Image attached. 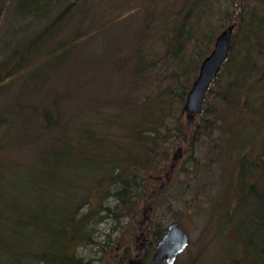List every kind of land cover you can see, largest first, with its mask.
Masks as SVG:
<instances>
[{
    "label": "trees",
    "instance_id": "obj_1",
    "mask_svg": "<svg viewBox=\"0 0 264 264\" xmlns=\"http://www.w3.org/2000/svg\"><path fill=\"white\" fill-rule=\"evenodd\" d=\"M204 1L184 0L174 14L161 10L166 14L162 21L154 5L145 12L133 54L107 59L106 68L117 72L128 68L129 85L146 94L143 101L130 95L118 100L87 96L66 120L58 113L55 96L51 106L33 108L31 114L41 113L45 130L54 134L30 162L13 157L9 148L32 146L39 134L16 136L12 124L28 128L26 116L18 113L19 122L13 118L7 124L2 116L6 111L0 108V125L7 124L0 138V264H102V256L85 254L92 249L95 255H103L115 242L101 233L100 226L132 216L149 172L170 164V143L186 136L183 106L215 37L205 41V48L199 46L198 57L187 61L180 75L171 72L169 77L175 76L176 81L172 85L163 87L156 75V94L147 75L155 68L157 72L163 66L180 65L191 41V20L201 21L198 14ZM82 2L73 1L62 9L63 0L55 6L53 0L14 2L16 16L31 17L40 25L29 38L22 36L24 31L3 37L0 94L11 79L41 59L32 77L39 81L37 87L45 85L82 44L91 41L94 26L85 24L90 21L89 7ZM236 4L226 21L236 24L229 58L207 94L200 118H194L224 134L220 145L228 183L216 213L218 241L203 262L194 258L190 264H264V148L254 149L255 134L260 131L264 136V69L257 68L258 61L264 60V0ZM113 20L116 36L128 22L121 15ZM68 31L73 39H60ZM156 39L162 50H155ZM83 87H75L65 99H79ZM110 108L119 112L112 115ZM168 115L173 117L172 127L165 123ZM206 130L202 123L197 125L192 143ZM151 252L152 247L147 250ZM126 258L113 257L110 264H127ZM149 260L144 263L151 264Z\"/></svg>",
    "mask_w": 264,
    "mask_h": 264
},
{
    "label": "rangeland",
    "instance_id": "obj_2",
    "mask_svg": "<svg viewBox=\"0 0 264 264\" xmlns=\"http://www.w3.org/2000/svg\"><path fill=\"white\" fill-rule=\"evenodd\" d=\"M15 1L0 0V48L2 39L7 34L24 31L28 34L25 33L22 36L29 38L40 25L31 17L16 16V12L13 10ZM73 1L80 2L81 0H63L64 4L60 9ZM237 1H204L202 12L198 14L202 16L201 21L197 18L191 20L193 25L191 41L186 47L185 56L180 65L174 63L163 66L157 72L155 68L147 75L149 81L153 83L154 94H156V75L159 76L157 83L161 82L163 87L176 82L173 80L175 76L169 77L171 72L180 75L187 61L198 57L199 46L205 48L206 40L212 36L217 38L229 25L226 21L235 11ZM56 2L57 0H53L52 6H55ZM84 2L89 7L87 19H90V21H85V24L94 26V31L89 34L92 38L91 41L82 44L78 53L69 57L57 75L51 77L45 85L37 87L39 81L36 82L32 77L33 72L43 61L41 59L11 79L8 82L10 86L0 94V108L3 107L2 109L6 111V115L2 116L7 124L9 119L13 118L19 122L18 113L26 116L29 127L19 129L17 123H13V134L21 138L39 134L36 144L34 143L32 146L26 145L23 149L16 147V150L10 147L9 153L15 158L23 161L28 159L30 162L38 148L41 145L45 146L53 136V132L48 133L45 130L41 113L31 114V112L37 105L51 106L50 103L54 96L57 97L55 106H58V113L64 120L69 119L78 110L77 106H82L83 101L81 100L86 99L87 96L101 100L107 98L118 100L130 95L132 99L137 97L140 98L139 101H143L146 94L134 91L129 85L128 68H120L118 72L110 67L106 68L107 59L133 54V48L137 43L140 31L145 25V12H151L154 5L158 10L157 17L162 21L166 14L177 12L184 0H136V2L131 0H83L82 3L85 4ZM205 9L206 12L203 13ZM161 10L168 12L162 14ZM117 15H121L126 23L128 22V26L124 32L118 31L114 36L113 18L115 19ZM70 32L68 31L67 35H62L60 39L72 40ZM11 38L12 36L8 38L9 41ZM214 43L207 56L213 50ZM154 46L155 50H162L159 39H156ZM2 50L0 49V59L3 57ZM261 58L264 59V57ZM257 68L264 69V60L258 61ZM261 80L254 82L258 84ZM194 81L195 79L192 82ZM88 83H90L89 86ZM75 87H79V89L83 87L79 99L71 97L65 99L64 95L72 94ZM45 96L48 99L42 104ZM118 112L114 110L110 113L116 115ZM184 116L187 125L186 136L181 137L179 141L170 143L172 162L170 164L162 163L157 168L155 166L152 172H149L145 190L142 191L140 198L135 200L137 203L134 205L131 217L127 216L118 223L107 220L100 226L101 233H107L111 235L112 240L115 239V242L109 243L107 252L103 255L101 253L95 255L92 249H87L85 251L87 256L98 258L102 256L101 263L110 264L111 258L119 257L118 260H121L127 255V264H146L144 262L148 259L151 262L158 241L173 222H177L190 235V244L187 250L178 257L175 264H190L194 258L203 262L205 256L213 251L218 241L217 236H214L215 220L218 217L217 208L228 183V174L225 171L227 164L223 157L224 148L220 145L224 134L208 127V123L202 122L200 119H194V117L190 120L185 113ZM197 116L200 118L201 114ZM81 119L87 121L88 118L83 116ZM165 123L172 127L173 117L168 115ZM201 123L207 130L206 132L202 131L200 137L192 143V132ZM7 124L0 125V138L5 132ZM255 137L258 139L254 140V149L256 152H261L264 148V136H261V132L258 131ZM180 147L183 149L182 157L178 162H175L173 156ZM105 239L107 236L103 237V240ZM151 247L152 252L148 254L147 250Z\"/></svg>",
    "mask_w": 264,
    "mask_h": 264
},
{
    "label": "water",
    "instance_id": "obj_3",
    "mask_svg": "<svg viewBox=\"0 0 264 264\" xmlns=\"http://www.w3.org/2000/svg\"><path fill=\"white\" fill-rule=\"evenodd\" d=\"M235 27L231 24L217 36L213 50L200 65L183 108L190 120L203 112L207 94L229 58ZM182 150L180 147L174 154L175 162L181 159ZM189 244L190 235L177 222L171 223L156 245L151 264H175Z\"/></svg>",
    "mask_w": 264,
    "mask_h": 264
}]
</instances>
